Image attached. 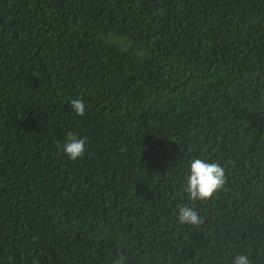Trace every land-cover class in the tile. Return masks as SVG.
<instances>
[{
  "label": "trees",
  "instance_id": "trees-1",
  "mask_svg": "<svg viewBox=\"0 0 264 264\" xmlns=\"http://www.w3.org/2000/svg\"><path fill=\"white\" fill-rule=\"evenodd\" d=\"M193 159L224 170L204 201ZM121 254L264 264V0H0V264Z\"/></svg>",
  "mask_w": 264,
  "mask_h": 264
},
{
  "label": "clouds",
  "instance_id": "clouds-1",
  "mask_svg": "<svg viewBox=\"0 0 264 264\" xmlns=\"http://www.w3.org/2000/svg\"><path fill=\"white\" fill-rule=\"evenodd\" d=\"M71 107L79 116H83L86 111V105L82 99H73ZM87 142V136L80 137L69 132L67 133L66 140L63 143L58 142L56 147L66 154L70 160L76 161L85 156ZM224 182V170L219 164L209 163L201 159H193L190 164V173L186 177L184 191L187 193L189 200L204 201L211 197ZM177 219L180 224L199 226L203 223L195 208L187 204L177 206ZM125 261L126 257L121 254L117 259L113 260V264H125ZM232 264H252V262L247 255L238 254L234 256Z\"/></svg>",
  "mask_w": 264,
  "mask_h": 264
}]
</instances>
